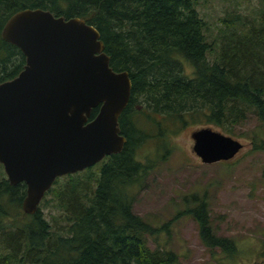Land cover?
Masks as SVG:
<instances>
[{
    "label": "trees",
    "instance_id": "1",
    "mask_svg": "<svg viewBox=\"0 0 264 264\" xmlns=\"http://www.w3.org/2000/svg\"><path fill=\"white\" fill-rule=\"evenodd\" d=\"M199 5V0H0V82L18 76L26 64L21 49L2 38V29L16 12L37 8L94 25L111 67L128 71L132 80L119 118L127 138L123 150L58 177L37 213L23 211L27 186L12 185L0 163V264L178 263L175 251L148 245L147 237L160 229L133 211L134 188L152 168L136 156L151 138L138 118L160 124L158 114L178 126H213L229 135L252 118L264 127V0L248 14L229 13L218 39H211ZM193 198L187 212L198 222L204 244L234 254L235 240L213 230L207 199ZM50 202L64 214L59 225L43 216L42 204ZM21 215L27 222L5 221Z\"/></svg>",
    "mask_w": 264,
    "mask_h": 264
},
{
    "label": "water",
    "instance_id": "2",
    "mask_svg": "<svg viewBox=\"0 0 264 264\" xmlns=\"http://www.w3.org/2000/svg\"><path fill=\"white\" fill-rule=\"evenodd\" d=\"M1 35L21 49L26 64L0 82V163L12 185L26 184L22 208L33 215L58 177L123 150L119 118L132 80L128 71L111 67L100 31L84 18L24 9ZM191 137L207 164L232 160L244 147L212 126L194 129Z\"/></svg>",
    "mask_w": 264,
    "mask_h": 264
},
{
    "label": "rangeland",
    "instance_id": "3",
    "mask_svg": "<svg viewBox=\"0 0 264 264\" xmlns=\"http://www.w3.org/2000/svg\"><path fill=\"white\" fill-rule=\"evenodd\" d=\"M258 1L199 0L198 8L209 23L211 39L219 38L229 13L248 14ZM185 68L192 70L188 62ZM154 117L160 124L147 122L145 117L137 120L151 138L138 148L136 156L152 168L134 188L133 204L136 214L160 229L147 237L148 245L175 251L177 264H264V148L260 147L264 127L254 118L236 126L232 136L244 144L242 150L232 160L207 164L193 151L191 137L194 129L205 126H178L168 117ZM195 194L207 199L214 232L235 240L234 254L210 249L202 241L198 222L187 212L196 203ZM41 209L51 224L62 222L64 214L53 202L42 204ZM28 219L21 215L5 221L20 224Z\"/></svg>",
    "mask_w": 264,
    "mask_h": 264
}]
</instances>
